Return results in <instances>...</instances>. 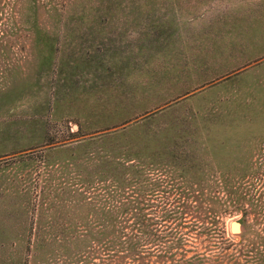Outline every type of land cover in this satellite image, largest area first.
<instances>
[{
	"label": "rangeland",
	"instance_id": "obj_1",
	"mask_svg": "<svg viewBox=\"0 0 264 264\" xmlns=\"http://www.w3.org/2000/svg\"><path fill=\"white\" fill-rule=\"evenodd\" d=\"M0 264H264V0H0Z\"/></svg>",
	"mask_w": 264,
	"mask_h": 264
},
{
	"label": "bare ground",
	"instance_id": "obj_2",
	"mask_svg": "<svg viewBox=\"0 0 264 264\" xmlns=\"http://www.w3.org/2000/svg\"><path fill=\"white\" fill-rule=\"evenodd\" d=\"M232 229H233V230H236V229H237V227H236L235 225H233V226H232Z\"/></svg>",
	"mask_w": 264,
	"mask_h": 264
}]
</instances>
